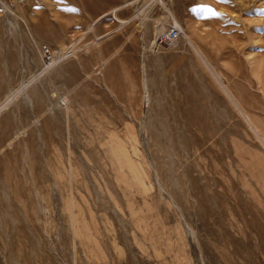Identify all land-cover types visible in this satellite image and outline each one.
<instances>
[{
    "label": "rangeland",
    "instance_id": "rangeland-1",
    "mask_svg": "<svg viewBox=\"0 0 264 264\" xmlns=\"http://www.w3.org/2000/svg\"><path fill=\"white\" fill-rule=\"evenodd\" d=\"M0 225L13 264H264V0H0Z\"/></svg>",
    "mask_w": 264,
    "mask_h": 264
},
{
    "label": "built area",
    "instance_id": "built-area-1",
    "mask_svg": "<svg viewBox=\"0 0 264 264\" xmlns=\"http://www.w3.org/2000/svg\"><path fill=\"white\" fill-rule=\"evenodd\" d=\"M11 3L18 4L20 0H8ZM182 37V28L179 23L170 25L166 31H164L157 43L158 48L172 47L180 41Z\"/></svg>",
    "mask_w": 264,
    "mask_h": 264
},
{
    "label": "bare ground",
    "instance_id": "bare-ground-1",
    "mask_svg": "<svg viewBox=\"0 0 264 264\" xmlns=\"http://www.w3.org/2000/svg\"><path fill=\"white\" fill-rule=\"evenodd\" d=\"M182 33H183V30H182ZM0 234L3 235V237H4V246H3L4 248H3V251L1 253V254H3L2 256H4L3 259H5V261H3V264H13L14 263V254L12 253V251H13L12 249L15 246L12 243L9 228H6V227H3L0 225ZM14 249H16V248H14ZM19 249H21V248H19ZM17 253L19 254L20 252H17ZM0 264H2L1 261H0Z\"/></svg>",
    "mask_w": 264,
    "mask_h": 264
},
{
    "label": "snow or ice",
    "instance_id": "snow-or-ice-1",
    "mask_svg": "<svg viewBox=\"0 0 264 264\" xmlns=\"http://www.w3.org/2000/svg\"><path fill=\"white\" fill-rule=\"evenodd\" d=\"M208 11H210V12H211V10H210V9H209ZM212 14H213V15H215V13H214V12H213Z\"/></svg>",
    "mask_w": 264,
    "mask_h": 264
}]
</instances>
